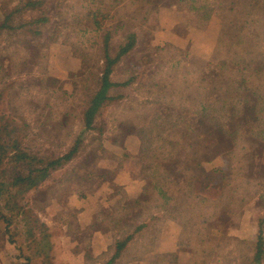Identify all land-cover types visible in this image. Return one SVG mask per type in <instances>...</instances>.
I'll list each match as a JSON object with an SVG mask.
<instances>
[{"label":"crops","instance_id":"0c3cea01","mask_svg":"<svg viewBox=\"0 0 264 264\" xmlns=\"http://www.w3.org/2000/svg\"><path fill=\"white\" fill-rule=\"evenodd\" d=\"M185 13L191 14L181 7L179 0H162L150 14L148 30L138 45L114 67L113 80L118 70L137 76L133 84L139 101L147 97L150 81L153 85L162 84L172 73L176 75V84L189 94L185 95L187 102L196 99L193 94L200 93V86L209 79L210 56L220 21L214 14L207 21L195 19L202 24L192 23L185 18ZM75 64L80 68L78 60ZM123 100L129 103L128 97L116 102L121 106ZM203 100V111L190 110L185 115L206 137L201 141L207 142L188 159L195 171L192 185L190 188L185 184L167 186L166 192L172 197L171 206H179L188 211V216L195 217L191 224H198V213L208 214L206 223L184 230L179 219L163 218L160 213L156 216V212L152 217L148 215L145 202L151 194L153 179L141 163L137 130L142 122H133L130 131L124 133L120 131L123 122L117 120L122 118L123 110L117 109L119 116L113 115L107 123L97 126L96 113L89 128L96 129L100 135L85 156L86 182L72 184L62 199L49 198L43 204L49 215L61 214L58 217L60 234L56 236L59 259L65 264H106L116 251V240L144 225L126 243L116 258L118 263L114 264H250L243 259L256 254L260 234L263 246L259 263L264 264V219L263 226L258 224L264 217V143L261 151L247 162L243 179L231 188L232 175L242 157L230 138L217 136L216 128L221 120L213 108V98ZM197 107V102L191 106ZM125 110L130 115L128 108ZM151 162L153 166L156 164L155 160ZM173 188L183 190L185 202L178 204ZM230 188L234 194L236 189L247 194L234 210L226 207L230 202ZM213 208L216 211L210 220ZM65 210L70 211L69 217ZM121 222L129 226L118 231Z\"/></svg>","mask_w":264,"mask_h":264},{"label":"trees","instance_id":"16d2710c","mask_svg":"<svg viewBox=\"0 0 264 264\" xmlns=\"http://www.w3.org/2000/svg\"><path fill=\"white\" fill-rule=\"evenodd\" d=\"M13 1H7L4 7H8ZM112 1L115 3V0ZM131 1L136 2V6L142 1L145 4L151 3V0H129V2ZM118 2H122L121 6L125 4V0H118ZM179 3L182 8L189 11L199 21H207L212 15L219 14L223 18L222 35L230 34L231 36V33H238L237 40L232 41L231 45H238L240 49L242 48L244 29L256 22L252 21L251 17L254 18V16L252 9H249L244 14L243 17L245 18L241 24L233 32L234 24H231L228 16L226 17L224 14V0H179ZM45 4H48V0H17V4L11 8L8 7L9 9L6 10L3 8L0 40L2 36H5L3 38L5 42L0 44V57H3L5 53H8V56L16 54V52H11L10 47L17 45L19 37L29 36L33 39L42 34L43 28L50 23L48 15L44 13L45 10H42ZM112 7H116V5L111 6L110 9L104 8L103 0H99L93 8L90 5L85 13L88 18L87 25L80 28V32L89 35L97 34L102 30L99 43L93 39V41L89 40L88 44L82 48H79L77 44L72 45L73 52L84 61L83 69L78 71V75H88V79H93L96 86L85 109L86 128L90 127L94 114L106 103L120 102L128 97L131 102L129 105L131 110H136L138 106H141L145 114L149 113V118L146 122H142L137 130L141 140L142 161H140L149 170L153 179L151 194L145 202V212L148 215L156 212V216L157 213H160L163 218L169 216L179 219L182 221L184 230H189L196 225H204L208 214L198 213V224H191L195 217L188 216V211L179 208V206H171L169 202L172 197L166 192L167 186L179 185L183 173L192 169L188 161L189 157L207 145V142L201 141V139L206 138L201 130L183 117V113L188 111L186 103L189 100L187 99L189 94H184L182 89L175 88L173 84H170L171 86L163 83L153 85L150 81L146 90L147 97L139 101L138 98L126 92L128 87L136 81L137 76L135 74L119 81L113 80L111 76L117 63L134 49L150 14L158 9L159 4L152 8H145L139 17L140 19L138 18L140 21L127 15L128 18L131 17L132 20L136 21L137 28L127 31L114 42V34L117 29L124 27L123 19L125 20L127 17L121 15L122 17L114 28H103L105 21L112 17V12H110ZM37 10H40L38 16L33 14ZM60 35L56 33L50 40L55 41ZM232 56V66L226 64V60L222 59L213 68L210 77V80L215 78L226 68L231 74V83H234V86H230L224 91L220 92V88L216 86L212 91L214 110L221 120L220 125L216 128V133L219 139L230 138L240 155L244 157L248 148L245 143L239 142L243 135H254L255 138L264 142V135L262 134L264 132V66L252 68L251 72L246 74L245 69L238 65L243 57L242 50H233ZM4 61H0V69ZM6 75L8 74L4 76ZM252 76L255 80H259L253 89L246 85V81ZM135 89L137 90V88ZM176 90L177 95L180 96L177 102L172 96ZM197 103L198 107L191 108V110L194 112L203 111L205 108L203 98L200 97ZM177 110L181 111L178 112ZM241 125H245V128L241 129L242 131L240 130ZM27 126L25 121H21L19 124L13 120L0 123V250L7 246L11 248L10 250L8 247L9 264H65L57 254L56 236L58 229L51 227L40 216L34 221H29L28 218L23 217V207L26 206L27 202H23V206L21 202L24 200L25 194L39 187L54 172L63 170L75 156L81 142L76 138L65 153L56 156L45 155L40 150L31 148L23 142V135H25L24 131ZM180 126H186L180 131V134L186 135L189 131L197 138L195 139L196 142L185 145L179 138L175 139L167 134L173 135V132ZM178 150L179 153L181 151V156L178 154L180 161L171 162ZM151 160H155L154 166ZM180 164L183 165V169H181ZM194 177L195 174L193 173L191 178L186 180L185 185L187 187H191ZM173 189L178 195V204L185 202L183 190L181 188ZM215 211L216 208L210 211V220ZM64 213L68 217L71 215L67 210ZM202 214L203 216H201ZM263 219L264 217L258 222L260 227L263 226ZM128 226L127 223L122 224L121 222L117 229L122 231ZM142 227L144 225L135 227L132 232L126 233L124 238L116 240V251L106 264L118 263L116 258L121 255L122 249L132 239L134 233H137V230L140 231ZM147 231L149 229L146 228ZM32 245H34L33 249ZM262 246L263 240L260 234L255 245L256 254L250 259V264H260L259 257ZM27 250L32 251L27 252Z\"/></svg>","mask_w":264,"mask_h":264},{"label":"rangeland","instance_id":"374dc122","mask_svg":"<svg viewBox=\"0 0 264 264\" xmlns=\"http://www.w3.org/2000/svg\"><path fill=\"white\" fill-rule=\"evenodd\" d=\"M7 1L9 0H0V24L3 21L4 9H9L8 7L11 8L17 4V0H14L8 7H4ZM91 1L92 0H48V4H45L42 10H45L44 13L48 15L50 23L43 28L42 34L33 39L29 36L19 37L17 45H12L10 47L11 52H16L17 55L8 56V53H5L6 55L3 54V57H0V61L5 60L0 69V123L3 124L6 121L9 122L13 120L15 123L19 124L21 121H25L28 126L24 131L25 135H23V142L31 148L40 150L42 154H47L49 156L65 153L76 138L81 142L78 145L75 156L65 168L61 171L54 172L49 179L45 180L40 185L43 187L39 188V186L35 190H31L25 194L24 200L21 202L22 206L23 202H27L26 206L23 207V217L25 216L29 221H34L40 216L51 227L58 229V235L60 234L61 227L58 222V217L61 214L56 213L54 215H49L43 204L49 201V198L62 199L72 184L76 182H86L87 169L84 164L85 156L96 144L97 137L100 135L97 133L96 129L93 131L91 130L92 128H86L85 125V109L87 101L96 87L95 82L93 79H88V75L86 74L78 75V71L83 69L84 61L73 52L72 48L73 44H77L79 48H82L88 44L89 40L93 41L94 39L96 43L100 41L102 30L97 34L89 35L80 32V28L87 25L88 18L85 15L87 9L90 8V5L93 8L99 0H94V2ZM126 1L127 0L124 2V6H121L122 2L120 3L118 0H115V3L112 0H103L104 8L110 9L111 6L116 5V7L111 8L110 12H112V17L105 21L103 28H114L118 20H120L122 16L127 17V15L135 17L137 21H140L139 17L142 15V11L145 10V8H152L156 4H160L162 0H151L149 4H145L144 1H142L139 2L137 6L136 2H129L128 0L126 3ZM224 4V14L226 17L228 16L231 24H234V28L232 29L233 32H235L234 30L241 24L243 18H245L243 17L244 14H246L249 9H252V14L254 16V18L251 17L252 21L256 22L244 29L243 43H241L242 48L240 49L238 45H231L232 41L237 40L238 33H231V36L230 34L222 35L223 18L220 17L219 14H215V17L220 21V28L218 38L210 56L211 69L208 75L209 79L200 86V93L195 92L193 94L196 99L186 103L188 112L191 110V106L194 107L196 105L198 95H202L203 98H207V100L208 98H213L214 100L212 91L215 86L220 88V92L230 86H234V83L230 81L231 74L226 68H224L226 70H222L223 72L220 73V75L210 80L212 70L220 60L224 59L226 60V64L232 66L233 61L231 58H233V50H242L243 57L242 60L238 62V65L242 69H245L246 74H249L252 68L264 66V0H224ZM230 8H232V10H230ZM33 14H36V16L40 15V10H37V12ZM184 16L192 23L202 24L197 22L195 20L196 18L191 14L185 13ZM131 17H127L125 20L123 19L125 25L117 29L113 36V42L117 41L119 39L118 37L124 35L127 31L137 28L136 21L132 20ZM147 22L144 30L140 34L138 43L140 42L141 36L148 30ZM56 33L61 34L60 37L55 41H51L50 38L54 37ZM4 37L5 36L1 37L0 44L5 42L3 39ZM171 53L172 50L169 51V55ZM75 60L81 63L80 68L75 64ZM5 74H8L6 75L7 77L4 76ZM174 74L175 73H172L170 78L166 80V82H163V84H173L175 88L181 90L182 88L176 84V75ZM131 75L133 74H126L124 71L118 70V73L114 74V80L119 81ZM258 83L259 80H255L254 76L246 81L248 88L252 89L255 88ZM135 88L136 85L133 84L129 86L126 92L129 95L140 98L136 95L138 90ZM182 90L184 94H188L185 89ZM172 94L174 101L176 100L177 102L179 100L178 97H180L177 95V90ZM130 103V98L129 103L123 100V102L120 103L121 106H119V103L116 101L106 103L96 112L98 114L96 117L97 121H95L96 126L105 122L107 123L106 120L113 115L119 116L120 112H116L117 109L124 111L122 113V118L117 117V120L123 122L120 128L121 132L126 133L130 131L133 122H135L134 124H136V122L137 124L146 122L149 118V113L145 114L144 111L140 109L142 108L141 106H138L136 110H131L129 108ZM125 108H128L133 118L130 117ZM177 111L180 112L181 110ZM186 113L187 111L183 113L185 120V115L188 114ZM217 116L219 117V115ZM101 126L102 125H100V127ZM184 128H186V126H180L173 132V135H170L171 133L167 134L173 136L175 139L179 138L185 145L196 142L195 139L197 138L189 131L186 135L180 134V131ZM242 128H245V125H241L240 130ZM262 134L264 135V132ZM239 142L245 143L248 149L244 158L235 147L237 154L242 158L241 164L232 175L233 177L230 183L231 188L233 184H237L239 180L241 181L243 179L242 172H245L244 170L246 169L247 162L254 157L253 155L255 153L261 151L264 143L261 139L255 138L254 135H243V138H241V140L239 139ZM249 149L250 152H248ZM178 154L181 156V151L179 153L178 150L175 153V158H173L171 162L180 161ZM180 166L181 169H183V165L180 164ZM169 168L172 169L174 167ZM194 172V167L192 166L189 172L183 173L180 178V184H185L186 180L191 178ZM237 172H241V174ZM228 193V198L231 203L227 202L226 207L230 210H234L233 207L238 208L240 202L247 195L242 193V189H236L235 194L232 190ZM32 246L33 249L34 245ZM8 247L9 246L0 250V264H9L8 249L10 247ZM28 251L30 252L32 250H27V252ZM247 258L248 257L242 259L246 262L252 259V257L250 259Z\"/></svg>","mask_w":264,"mask_h":264}]
</instances>
